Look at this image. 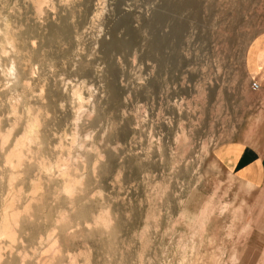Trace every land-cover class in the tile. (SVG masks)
<instances>
[{
  "label": "rangeland",
  "instance_id": "1",
  "mask_svg": "<svg viewBox=\"0 0 264 264\" xmlns=\"http://www.w3.org/2000/svg\"><path fill=\"white\" fill-rule=\"evenodd\" d=\"M77 1L0 0V263L264 264L226 171L253 0Z\"/></svg>",
  "mask_w": 264,
  "mask_h": 264
},
{
  "label": "crops",
  "instance_id": "2",
  "mask_svg": "<svg viewBox=\"0 0 264 264\" xmlns=\"http://www.w3.org/2000/svg\"><path fill=\"white\" fill-rule=\"evenodd\" d=\"M250 36L235 56L246 87L235 103L236 127L227 144L226 171L256 190H264V0H253ZM258 85L257 90L251 84ZM233 124V123H231ZM226 146L222 144V152ZM225 168V167H224ZM253 201H257L256 198ZM258 201H263L261 198Z\"/></svg>",
  "mask_w": 264,
  "mask_h": 264
},
{
  "label": "bare ground",
  "instance_id": "3",
  "mask_svg": "<svg viewBox=\"0 0 264 264\" xmlns=\"http://www.w3.org/2000/svg\"><path fill=\"white\" fill-rule=\"evenodd\" d=\"M37 1V3H41V2H44L45 3V1H48V0H36ZM72 1V0H71ZM75 1V0H74ZM80 1V0H79ZM79 1H77V2H79ZM52 2V1H51ZM51 2H49V3H51ZM59 2V1H58ZM63 2H64V0H63ZM77 2H76V4H77ZM36 3V2H35ZM34 3V4H35ZM43 3V4H44ZM53 4V3H52ZM86 4V3H85ZM45 5V4H44ZM103 5H104V0H97L96 1V3H95V8H94V12H95V14L91 17L92 19H97L98 18V16L100 15V13H101V10L103 9ZM48 6V5H47ZM53 6V5H52ZM73 6H75V5H73ZM35 7V6H34ZM45 7V6H44ZM50 7V6H49ZM51 8V7H50ZM68 8V7H67ZM42 9V8H41ZM68 10V9H67ZM78 10V9H77ZM40 10H39V8L38 7H36V12H39ZM58 11V10H57ZM71 11V10H70ZM40 12H42V10L40 11ZM72 14H74L73 12H72ZM68 16V15H67ZM69 17V16H68ZM74 18V17H73ZM66 18H59V22H58V24L59 25H57L55 28L56 29H54V30H52V32L53 33H58V34H62V31H63V29H64V27L66 26ZM96 22V21H95ZM94 22V23H95ZM91 23V22H90ZM93 23V24H94ZM73 25V24H72ZM90 26V25H89ZM79 27V26H78ZM67 28V27H66ZM93 28V27H92ZM79 29H80V27H79ZM68 30V29H67ZM66 31V30H65ZM85 32V31H84ZM55 34V35H56ZM60 34V35H61ZM63 35V34H62ZM59 36V35H58ZM116 47H117V45H116ZM25 133V132H24ZM24 137H26V136H24ZM21 139V138H20ZM25 140V139H24ZM23 149V148H22ZM11 156H12V154H11ZM20 159V158H19ZM20 161V160H19ZM3 200V199H2ZM4 201V200H3ZM5 205H7V204H5ZM6 210V209H5ZM1 217V216H0ZM17 217V216H16ZM11 218V217H10ZM12 218H13V216H12ZM15 218V217H14ZM60 219V218H59ZM14 224V223H13ZM10 226H11V223H10V220L9 219H7L6 218V215L5 214H2V217L0 218V234H4L5 236H8L9 237V235H10ZM71 233V232H70ZM11 235H13V234H11ZM11 237H13V236H11ZM11 239V238H10ZM7 240V239H6ZM12 242V241H11ZM53 244V243H52ZM56 246V245H55ZM58 249V248H57ZM41 254V253H40ZM73 260V259H72ZM85 261V260H84ZM74 262V261H73ZM73 262H72V264H73ZM2 263V262H1ZM0 263V264H1ZM75 263V262H74ZM8 264V263H7ZM11 264V263H10ZM71 264V263H70Z\"/></svg>",
  "mask_w": 264,
  "mask_h": 264
},
{
  "label": "built area",
  "instance_id": "4",
  "mask_svg": "<svg viewBox=\"0 0 264 264\" xmlns=\"http://www.w3.org/2000/svg\"><path fill=\"white\" fill-rule=\"evenodd\" d=\"M251 89H253V90H257V89H258V85L255 84V83H252V84H251Z\"/></svg>",
  "mask_w": 264,
  "mask_h": 264
}]
</instances>
